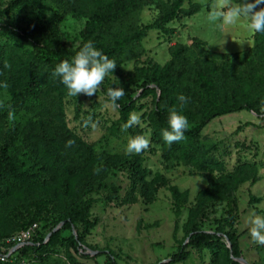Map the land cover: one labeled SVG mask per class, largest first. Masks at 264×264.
<instances>
[{
  "label": "trees",
  "instance_id": "trees-1",
  "mask_svg": "<svg viewBox=\"0 0 264 264\" xmlns=\"http://www.w3.org/2000/svg\"><path fill=\"white\" fill-rule=\"evenodd\" d=\"M30 1L14 0L0 10V15H8L17 8L27 6ZM111 1L108 5L97 7L89 15L81 31L79 46L75 50L68 49L62 43L61 31L56 24L41 22L23 28H15L8 23L0 24V31L5 35L31 47L34 52L49 56L32 55L27 60L25 78L19 83L20 94L25 101L16 110L18 119L6 130L0 123V205L2 201L15 199L7 213L11 221H16L18 232L37 224L32 239L14 253L25 255L66 242L67 248L80 259L88 260L96 249L88 245L83 237L84 232L93 226L89 217L95 201L84 198V195L104 191L102 200L109 204H127L138 197L150 202L155 190L167 186L163 177V181L150 182L138 159L119 160L116 155H95L88 145L61 123L62 114L54 92L64 85L61 77L52 75L56 66L63 60L71 62L83 44L90 40L97 50L108 57L117 52L125 42L113 38V32L121 21L137 9L139 0ZM68 2L70 6H76L78 0ZM185 2H188L186 8L183 7ZM233 2L243 3L244 0ZM261 7L264 4L256 10ZM200 10V4L190 0L160 2L158 16L150 24L134 30L128 40L139 42L148 30H158L162 34L172 33V29L167 27L169 23L191 17ZM253 41V47L232 55L206 50L204 43L198 39H193L189 45L175 43L168 49L169 61L163 66H152L147 81L134 89L131 88L132 82L123 86L127 93L123 100L117 101L122 113H128L134 108L133 95L137 91H140L141 98L148 95L153 97L154 128L151 142L161 146V158L166 166L167 163L181 161L189 169L210 173L219 171L222 163L209 153L207 147L198 144L199 134L205 125L214 118L240 111L264 116V34L253 35ZM5 61L11 63V59H4L0 50V71H5ZM244 88H250V91ZM107 90L101 85L105 96ZM181 94L189 98L183 108L177 99ZM174 106L187 117L192 126L185 132L186 143L183 140L168 146L162 138V131L168 129L169 110ZM70 140L74 144L68 147L66 145ZM17 144L22 145L27 162L17 163L11 155V149ZM112 171L126 175V187L105 183ZM249 179L251 176L242 166L223 176L211 177L207 187L196 195V206L184 225V241L175 253L157 264L183 262L188 258L189 250H207L216 257L222 249L229 256L226 264H242L240 259L243 255L231 220L228 217L216 220L213 229H205L202 224L209 208L217 204L229 200L232 208H236L232 194L237 186ZM39 180L56 182L54 192L35 185ZM12 181L22 185L13 186L9 184ZM168 190L172 199L178 200L180 196L186 198V194L181 195L175 187H168ZM57 200L61 204L62 225L56 228L59 222L49 223L45 235L36 222L40 219L39 210L45 206L56 207ZM252 202L253 199L249 201ZM79 226L83 227L82 233ZM66 230L71 233L67 238L62 236V232ZM0 235V240L11 236L4 233ZM13 247L12 244H0V257L6 256ZM108 257L111 259L112 254L109 253Z\"/></svg>",
  "mask_w": 264,
  "mask_h": 264
},
{
  "label": "rangeland",
  "instance_id": "rangeland-1",
  "mask_svg": "<svg viewBox=\"0 0 264 264\" xmlns=\"http://www.w3.org/2000/svg\"><path fill=\"white\" fill-rule=\"evenodd\" d=\"M14 0H0V10ZM167 0H139L137 9L121 21L113 32V38L125 40L119 50L109 59L115 60L117 66L103 82L109 88L122 87L132 82L135 88L140 86L150 76L152 66H163L169 61L168 49L178 43L191 44L193 39L204 43L206 50L232 55L254 46L253 35L249 33L246 23L230 26L223 31L207 19L213 0H190L198 3L201 10L184 19L175 20L167 25L172 33L162 34L158 30H148L146 36L139 42H130L128 38L136 29L150 24L159 14V3ZM111 0H78L76 6H70L68 0H31L27 6L20 7L8 15H0V24L8 23L15 28H23L30 24L48 22L59 26L61 41L70 50H75L81 40V31L88 21L89 15L97 7L110 4ZM188 7V2L183 4ZM0 50L4 59H11V70L0 71V82L7 81V89L0 88V103L11 105L15 109V119H8L7 107L0 108V123L4 130L11 127L18 119L16 110L25 98L21 96L19 83L24 76L27 60L32 55L49 57L0 31ZM52 57V56H50ZM220 63V62H219ZM124 89V88H123ZM250 91V88H244ZM125 91V90H124ZM127 93V91H125ZM264 95V94H263ZM135 105L128 113L113 109L110 100L99 90L93 96L78 94L77 97L67 95L64 86L54 92V98L61 111L62 126L78 136L95 155H116L119 160L138 159L152 182L166 181L167 186L160 187L153 193L150 202L137 198L127 204L107 203L102 200L104 191L92 192L84 198L94 199L90 209L92 228L84 232V241L96 249L88 260L80 259L66 246V242L56 247H44L38 251L20 255L14 253L18 248L10 249L6 256L0 257V264H157L165 261L175 253L184 241V225L188 222L192 210L196 206V195L208 185L211 177H220L233 172L242 166L251 179L237 186L232 197L236 208L224 201L209 208L207 218L202 226L213 229L216 220L227 218L238 235V244L243 259L248 264H264V246L252 242L249 235L250 224L248 218L251 213L264 216V116H255L247 111L227 114L212 119L201 130L198 144L207 147L221 163L219 171L201 172L189 169L183 162L163 163L161 146L151 142L153 135L152 112L154 99L151 95L140 97V91L134 95ZM124 97L121 99L123 100ZM264 100V96H263ZM264 112V108L262 109ZM141 116V125L133 126L127 131L122 125L129 119L130 113ZM92 118L96 124L84 126V121ZM190 127L192 124L189 122ZM137 135H144L150 139V147L140 154L126 153L128 140ZM186 143L187 141L184 140ZM11 155L16 162H27L21 144L11 149ZM105 183L121 186L127 185L125 174L109 172ZM15 186L21 183L9 182ZM35 185L49 192H54L56 182L39 180ZM168 187L177 188L181 195L178 200L172 199ZM253 199L252 203H249ZM15 199L2 201L0 205V233L14 235L18 232L16 221H11L7 211L14 204ZM56 207L40 208L39 220L36 222L43 233L48 232L47 226L51 222H62L61 204L57 200ZM37 213V210H34ZM231 215V218H229ZM80 233L83 227H78ZM71 233L63 231L67 238ZM75 235L74 232H72ZM1 237V235H0ZM188 258L175 264H226L228 254L224 249L213 257L207 250H189ZM90 253V252H89ZM112 254L111 259L108 254ZM113 261V263H112Z\"/></svg>",
  "mask_w": 264,
  "mask_h": 264
},
{
  "label": "clouds",
  "instance_id": "clouds-1",
  "mask_svg": "<svg viewBox=\"0 0 264 264\" xmlns=\"http://www.w3.org/2000/svg\"><path fill=\"white\" fill-rule=\"evenodd\" d=\"M206 3V0H201ZM264 4V0H254V2L234 3L233 0H213L208 12L207 19L215 25L216 29L223 31L230 26H237L242 22L246 23L247 30L250 34H264V7L256 10L260 5ZM117 64L115 60L97 50L94 43L90 40L83 44V47L73 57L71 62L68 60L61 61L54 69L52 75L61 77V83L67 89V95L77 97L78 94L93 96L103 84L105 78L112 74ZM4 68L10 69L11 65L7 61L4 62ZM2 74V73H0ZM9 87L7 81L0 82V88L7 89ZM126 95L122 87L109 88L107 96L109 97L111 107L118 109V100ZM177 99L180 101V107L183 108L189 98L183 94ZM7 107L8 119H15V109L11 105L5 106L0 103V108ZM141 116L138 113H130L129 119L122 125V130L141 125ZM95 128L96 124L92 122V118L88 117L84 121V126ZM189 121L187 117L177 111L176 107L169 110L168 129L162 131L164 142L171 146L173 143H179L186 139L185 132L189 129ZM74 141H68V147H71ZM150 147V139L144 135H137L128 140L126 153L140 154ZM97 172L99 169L96 170ZM250 224L249 235L255 244L264 246V216L251 213L248 218Z\"/></svg>",
  "mask_w": 264,
  "mask_h": 264
},
{
  "label": "built area",
  "instance_id": "built-area-1",
  "mask_svg": "<svg viewBox=\"0 0 264 264\" xmlns=\"http://www.w3.org/2000/svg\"><path fill=\"white\" fill-rule=\"evenodd\" d=\"M37 230V224H32L30 227L17 232L14 235L5 237L0 240V244L14 245V247H20L28 243L35 235Z\"/></svg>",
  "mask_w": 264,
  "mask_h": 264
},
{
  "label": "water",
  "instance_id": "water-1",
  "mask_svg": "<svg viewBox=\"0 0 264 264\" xmlns=\"http://www.w3.org/2000/svg\"><path fill=\"white\" fill-rule=\"evenodd\" d=\"M20 247H22V246H20ZM20 247H16V248H20ZM240 262H241L242 264H248L243 258L240 259Z\"/></svg>",
  "mask_w": 264,
  "mask_h": 264
}]
</instances>
